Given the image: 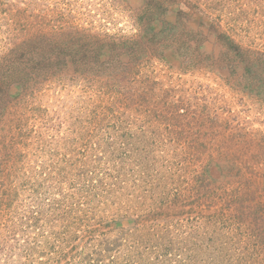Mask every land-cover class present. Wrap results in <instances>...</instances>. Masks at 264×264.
<instances>
[{
  "label": "rangeland",
  "instance_id": "1",
  "mask_svg": "<svg viewBox=\"0 0 264 264\" xmlns=\"http://www.w3.org/2000/svg\"><path fill=\"white\" fill-rule=\"evenodd\" d=\"M218 1L225 10L216 0H0L3 77L77 45L94 56L105 34L132 52L117 73L48 69L20 91L0 79V264H49L40 253L69 232L78 246L94 236L97 253L112 244L95 264H264V95L248 93L247 62L217 38L198 50L204 13L264 68V0ZM147 12L175 28L136 50L121 37L138 36ZM169 97L175 126L156 118Z\"/></svg>",
  "mask_w": 264,
  "mask_h": 264
},
{
  "label": "trees",
  "instance_id": "2",
  "mask_svg": "<svg viewBox=\"0 0 264 264\" xmlns=\"http://www.w3.org/2000/svg\"><path fill=\"white\" fill-rule=\"evenodd\" d=\"M218 3V6L220 9L225 10L226 6L223 4V2H220L216 0ZM202 1H198L196 3V6L201 5ZM177 13L175 14L177 16V21L175 23L180 24L182 20H185L184 15L187 13L181 12L179 8L176 9ZM176 10H174L176 12ZM166 14L170 13V8L165 10ZM173 12V13H175ZM147 17V20L145 18ZM145 16L141 18L142 24L140 28V34L138 36H134L131 40H126L124 37H121L128 45L131 43L133 44L134 48L136 50L142 49L143 46L146 44L147 46L151 45L152 43H156L158 40H160L165 34L169 31H172V29L175 28L174 24L166 22L165 20L161 19L160 16L158 17L157 14L154 12H147L145 13ZM162 16V13H161ZM208 19V20H207ZM144 20L145 25L144 26ZM200 23L203 28V32H201L202 36L204 37L203 44L198 47V50H204L207 49L206 45L204 44L205 41H209V35L217 38L219 41H221L224 45L223 47L226 50V55L228 58H231L232 61H236V58L242 59L245 64V66L238 68L241 72L244 71V77H245V86L247 87L248 93L256 94L260 97H263L264 95V68L261 65H256L253 62L249 63L248 58L245 54V51L237 45L235 40L232 37V32L229 30H219V27L215 24V21L212 20V18H207L205 14L203 13V16L200 18ZM145 27V28H144ZM110 36L109 34L104 35V40L100 39L99 37H96L99 41V49L96 51V54L92 56L89 50L86 51L85 47L78 48V45L74 47L73 49V55L62 57H31L26 58L23 60L18 61V63L13 64L10 69L8 70V73H5V76L0 75V79H3V84L10 88L11 90L20 91L22 89H25L29 86H26L28 83L33 84L32 81L34 80L33 76L38 75V77H44L43 70L53 69L56 68H70L75 67L78 69H83L85 67H95L102 69H113L114 73H117L120 69L119 66L122 63H125L123 61L125 55H132L131 50H127V46L124 42H121V39H118L117 37ZM95 38V37H94ZM152 39V41H150ZM149 43V44H148ZM160 46H163L165 49H167L168 44H163L165 42H158ZM186 44H189L191 42H184ZM175 45V44H174ZM180 46L183 45V43L179 44ZM84 49V50H83ZM143 50V49H142ZM145 50V49H144ZM193 51L191 49L188 50L187 53H192ZM82 54V55H81ZM245 58V59H244ZM188 59V58H187ZM191 62L195 61V58L192 60H189ZM186 62V61H185ZM210 69L215 70L219 73V70H216L213 68V66H209ZM35 73V74H31ZM56 73V72H55ZM28 74L31 75L32 80L25 79ZM57 74V73H56ZM3 75V74H2ZM49 77L53 78L57 81L68 78L69 76L65 73H63L61 76L57 74V76H54L49 73ZM47 80L46 78H40V80ZM114 83L115 86L120 83L122 80L117 75H111L109 77ZM27 83H25L26 81ZM149 78L146 81L145 85H148ZM240 85V84H239ZM114 86V87H115ZM170 102L167 101L164 102L159 110V113H157V120L166 121L168 123H171L173 126H175L174 123H172V118L169 115L168 117L164 113L165 110L173 113H178L179 106L173 104L175 101L172 100L171 97ZM167 103H170V105H167ZM172 103V104H171ZM170 106V109H167V107ZM173 117H177V114H172ZM163 122V123H164ZM199 179L201 182H204L202 185V190L206 188L208 185V178L206 176V171H204L200 176ZM158 203L155 202L154 204ZM82 237L78 236V232H69L64 233L63 235H55L51 238V246L48 248V250H43L40 253V256L42 258H47L46 262L49 264H95V255L103 256L108 254L109 256L112 255V247L110 243L108 245L102 241L100 245L102 247L105 245L104 248L101 249V251L97 253V250L99 248V244H96V248L94 250H90L89 247H91L92 241L97 240L94 236H90L87 240H83L82 244L84 246H78V244H75L77 242H80ZM100 240V238H98ZM104 243V244H103ZM115 244V243H114ZM98 245V246H97ZM98 263L101 262V260H96ZM111 264H119V261L115 258L111 259ZM44 264V263H42Z\"/></svg>",
  "mask_w": 264,
  "mask_h": 264
}]
</instances>
